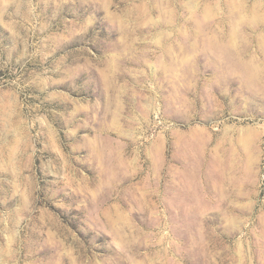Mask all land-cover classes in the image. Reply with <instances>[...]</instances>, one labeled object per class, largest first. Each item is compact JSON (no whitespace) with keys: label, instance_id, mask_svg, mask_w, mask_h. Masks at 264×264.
Listing matches in <instances>:
<instances>
[{"label":"rangeland","instance_id":"obj_1","mask_svg":"<svg viewBox=\"0 0 264 264\" xmlns=\"http://www.w3.org/2000/svg\"><path fill=\"white\" fill-rule=\"evenodd\" d=\"M0 264H264V0H0Z\"/></svg>","mask_w":264,"mask_h":264}]
</instances>
